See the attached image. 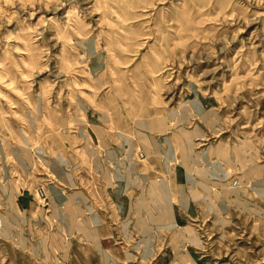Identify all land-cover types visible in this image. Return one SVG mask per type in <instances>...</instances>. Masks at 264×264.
I'll list each match as a JSON object with an SVG mask.
<instances>
[{
	"label": "rangeland",
	"instance_id": "374dc122",
	"mask_svg": "<svg viewBox=\"0 0 264 264\" xmlns=\"http://www.w3.org/2000/svg\"><path fill=\"white\" fill-rule=\"evenodd\" d=\"M0 264H264V0H0Z\"/></svg>",
	"mask_w": 264,
	"mask_h": 264
}]
</instances>
